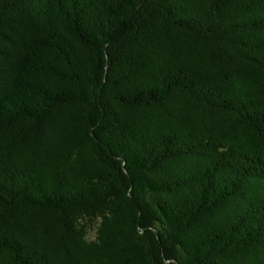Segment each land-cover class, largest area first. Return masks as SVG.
Instances as JSON below:
<instances>
[{
	"label": "trees",
	"instance_id": "16d2710c",
	"mask_svg": "<svg viewBox=\"0 0 264 264\" xmlns=\"http://www.w3.org/2000/svg\"><path fill=\"white\" fill-rule=\"evenodd\" d=\"M0 264H264V0H0Z\"/></svg>",
	"mask_w": 264,
	"mask_h": 264
}]
</instances>
